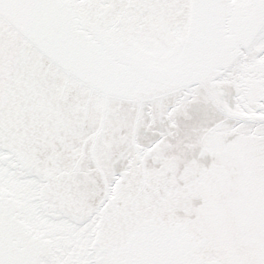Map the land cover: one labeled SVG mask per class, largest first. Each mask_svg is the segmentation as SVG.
Wrapping results in <instances>:
<instances>
[{
	"label": "snow or ice",
	"instance_id": "1",
	"mask_svg": "<svg viewBox=\"0 0 264 264\" xmlns=\"http://www.w3.org/2000/svg\"><path fill=\"white\" fill-rule=\"evenodd\" d=\"M0 264H264V0H0Z\"/></svg>",
	"mask_w": 264,
	"mask_h": 264
}]
</instances>
